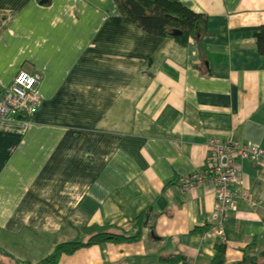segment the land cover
Instances as JSON below:
<instances>
[{"label":"crops","instance_id":"1","mask_svg":"<svg viewBox=\"0 0 264 264\" xmlns=\"http://www.w3.org/2000/svg\"><path fill=\"white\" fill-rule=\"evenodd\" d=\"M169 1L207 16L208 34L151 36L114 0H0V99L23 71L41 95L31 119L0 118V264H38L79 236L71 225L130 232L141 215L138 242L59 264H211L214 227L195 228L212 225L216 188L181 178L206 169L214 138L264 148V0ZM238 164L226 264L264 252V166Z\"/></svg>","mask_w":264,"mask_h":264},{"label":"trees","instance_id":"2","mask_svg":"<svg viewBox=\"0 0 264 264\" xmlns=\"http://www.w3.org/2000/svg\"><path fill=\"white\" fill-rule=\"evenodd\" d=\"M114 2L122 16L151 36L172 37L186 44L190 39H202L208 34V17L196 14L179 2L169 0H114ZM255 41L259 53L264 56V25L256 30ZM147 225L148 219L145 215L138 217L130 232L117 230L111 225L90 227L71 225V228L79 232V236L68 242H58L52 253L38 264H59L63 255H73L80 249L102 243H136ZM211 226L214 227L213 223L202 229L195 228V231L210 230ZM227 239V232L224 239L216 238L215 255L211 264H226ZM179 261L178 255L161 259L162 264H174ZM236 264H264V252H256L255 244H250L243 250L242 260Z\"/></svg>","mask_w":264,"mask_h":264},{"label":"built area","instance_id":"3","mask_svg":"<svg viewBox=\"0 0 264 264\" xmlns=\"http://www.w3.org/2000/svg\"><path fill=\"white\" fill-rule=\"evenodd\" d=\"M39 80L37 76L19 72L0 99V118L31 119L41 104V95L37 88ZM208 152L206 169L181 178V184L182 189L206 184L215 186L217 198L210 222L214 225L215 237L224 239L225 225L239 197L232 190L233 184L241 182L238 163L251 161L264 166V148L251 141H224L214 138L209 142Z\"/></svg>","mask_w":264,"mask_h":264},{"label":"water","instance_id":"4","mask_svg":"<svg viewBox=\"0 0 264 264\" xmlns=\"http://www.w3.org/2000/svg\"><path fill=\"white\" fill-rule=\"evenodd\" d=\"M223 162H225V159L223 160Z\"/></svg>","mask_w":264,"mask_h":264}]
</instances>
